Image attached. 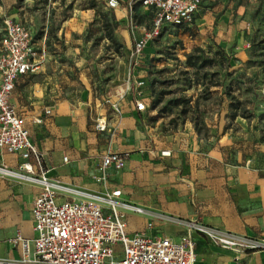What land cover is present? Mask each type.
<instances>
[{
    "label": "rangeland",
    "instance_id": "1",
    "mask_svg": "<svg viewBox=\"0 0 264 264\" xmlns=\"http://www.w3.org/2000/svg\"><path fill=\"white\" fill-rule=\"evenodd\" d=\"M130 5L128 18L148 28L153 8ZM116 14L105 0H0V37L5 18L30 27L32 76L65 100L67 144L79 142L91 154L107 150L109 135L95 129L96 117L107 121L110 102L126 97L145 102L146 128L162 146L201 152L225 136L219 148L231 161L245 134L244 149L249 142L264 147V0H201L192 23L166 24L136 60ZM189 225L208 239L198 224Z\"/></svg>",
    "mask_w": 264,
    "mask_h": 264
},
{
    "label": "crops",
    "instance_id": "2",
    "mask_svg": "<svg viewBox=\"0 0 264 264\" xmlns=\"http://www.w3.org/2000/svg\"><path fill=\"white\" fill-rule=\"evenodd\" d=\"M131 1L134 0H118L119 7H115L119 9L116 19L128 33ZM78 23L84 27L83 21ZM143 27L136 24L139 32ZM146 48L149 46L143 49ZM33 71L18 77L10 102L24 118L30 140L43 153L47 175L70 188L59 192V200L80 198L75 191L103 193L120 188L122 200L145 210L143 213L122 210L128 232L144 231L174 241L190 234L196 264H264L262 145L249 142L248 150L244 149L248 136L245 134L243 140L233 144L239 145L233 161L219 148L225 136L218 139L216 147L201 152L162 146L152 139L149 132L152 127L146 128L144 111L136 110L126 97L114 98L108 120L103 114L96 117V122L99 119L105 122L104 129L109 135L107 150L121 153L125 161L121 168H103L101 157L107 150L91 154L85 148L81 151L84 145L79 142H65V135L72 133L68 117L62 113L65 100L50 96L46 85L32 76ZM95 129L103 130L96 124ZM20 162L18 154L0 149V166L16 168ZM38 189L36 183L0 174V258L19 257L20 247L12 241L17 233L26 238L34 235L31 204ZM124 214L133 215L136 220L131 223ZM190 223L253 238L262 245L237 250L223 248L192 229Z\"/></svg>",
    "mask_w": 264,
    "mask_h": 264
},
{
    "label": "built area",
    "instance_id": "3",
    "mask_svg": "<svg viewBox=\"0 0 264 264\" xmlns=\"http://www.w3.org/2000/svg\"><path fill=\"white\" fill-rule=\"evenodd\" d=\"M134 1L153 8L150 26L143 27L138 33H135L136 24L129 18L135 60L166 24L192 23L201 3V0ZM105 4L115 8L118 0H105ZM3 23L0 37V149L21 157V175L17 177L36 183L39 189L31 204L34 235L26 238L17 233L12 241L20 247L19 257L0 258V264H196L190 234L174 241L168 236H150L144 231L128 232L122 210L137 213L145 210L122 200L120 188L103 195L75 191L80 198L58 199L61 190L69 191L70 188L47 175L43 153L30 140L24 118L10 102L18 77L36 67L32 32L30 27L11 18H5ZM143 83L144 79H135L133 87L138 88ZM134 105L139 111L146 107L139 98L134 100ZM96 127L104 129V120H97ZM124 161L121 153L111 150L101 157L103 168H121ZM1 168L7 167L1 165ZM196 228L223 248L237 250L262 245L256 239L223 229L202 224Z\"/></svg>",
    "mask_w": 264,
    "mask_h": 264
},
{
    "label": "bare ground",
    "instance_id": "4",
    "mask_svg": "<svg viewBox=\"0 0 264 264\" xmlns=\"http://www.w3.org/2000/svg\"><path fill=\"white\" fill-rule=\"evenodd\" d=\"M0 171H2V173L11 174L14 176H20L21 175V173L19 171L7 169V168H1Z\"/></svg>",
    "mask_w": 264,
    "mask_h": 264
},
{
    "label": "trees",
    "instance_id": "5",
    "mask_svg": "<svg viewBox=\"0 0 264 264\" xmlns=\"http://www.w3.org/2000/svg\"><path fill=\"white\" fill-rule=\"evenodd\" d=\"M138 2V1H137ZM139 3V2H138ZM92 7L94 6V3H92V5H91ZM194 19H195V17H194ZM194 21V20H193ZM190 56V54H188V57Z\"/></svg>",
    "mask_w": 264,
    "mask_h": 264
}]
</instances>
